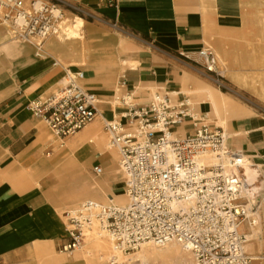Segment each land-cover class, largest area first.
<instances>
[{
  "label": "built area",
  "instance_id": "1",
  "mask_svg": "<svg viewBox=\"0 0 264 264\" xmlns=\"http://www.w3.org/2000/svg\"><path fill=\"white\" fill-rule=\"evenodd\" d=\"M114 2L108 0L109 5ZM66 11L90 16L80 4L63 0H0V21L13 38L39 49L59 32ZM199 56L203 63L186 55L183 59L219 87H227L214 49H201ZM83 78V70L68 67L57 93L30 102L33 114L60 139L80 131L100 112L99 96L81 85ZM119 86L121 119L107 120L105 128L119 152L129 203L87 200L80 209L67 210L69 234L62 251H76L85 230L97 225L125 253L148 242L163 246L177 241L193 253L196 264H252L247 231L259 225L263 203L248 194L247 155L233 150L224 128L209 122V114H201L187 95L177 97L179 92L161 89L142 101L127 79ZM186 121L193 128L172 139L176 127ZM111 264L119 263L114 259Z\"/></svg>",
  "mask_w": 264,
  "mask_h": 264
},
{
  "label": "crops",
  "instance_id": "2",
  "mask_svg": "<svg viewBox=\"0 0 264 264\" xmlns=\"http://www.w3.org/2000/svg\"><path fill=\"white\" fill-rule=\"evenodd\" d=\"M63 1L78 3L90 13L84 18L88 21L87 32L105 30L120 34L142 47L137 69L119 77V83L127 79L138 100L152 97L153 89L189 97L177 88L186 73L199 70L187 64L183 57L203 63L199 51L211 47L228 74L225 79L229 85L264 105L259 85V81L264 83V0H115L112 5L108 0ZM25 43L32 47L28 48L33 53L19 58L13 74L6 69L5 95L0 100V264H31L33 238L52 236L56 238V246L59 242L60 252L68 254L66 264H73L75 251L70 254L61 249L69 231L63 225L58 237L51 235L52 228L44 219L42 194L28 186L25 171L42 158L43 141L50 132L49 125L33 114L30 102L53 95L66 69L74 66L64 68L53 54L47 52L43 57L36 53V45ZM240 76L248 78L249 85H241ZM191 101L201 114L207 112L209 122L216 125L210 120L209 110L201 109L203 104ZM116 108L120 117L122 109L118 102ZM259 116L258 121L249 123L248 132L232 137L229 145L233 150H243L250 159L264 161V108ZM186 122L191 125L185 135L193 128L191 121ZM65 139H61V146ZM47 149L49 154L54 152L53 145ZM83 158L92 160L88 169L100 173L101 170L95 171L96 166L103 167L97 151L89 148Z\"/></svg>",
  "mask_w": 264,
  "mask_h": 264
},
{
  "label": "bare ground",
  "instance_id": "3",
  "mask_svg": "<svg viewBox=\"0 0 264 264\" xmlns=\"http://www.w3.org/2000/svg\"><path fill=\"white\" fill-rule=\"evenodd\" d=\"M75 16L72 21L65 18L59 32L45 42V50L37 48L36 53L43 57L48 53L53 54L64 68L70 65L81 67L84 78L80 83L100 96V112L84 129L68 136L63 146L61 139L48 132L43 146L47 148L53 145L54 152L44 153L38 162L25 171L28 186L35 187L42 194L44 219L52 228L51 235L56 237L62 233L63 225H67L65 210H78L87 200L103 205L125 206L129 203L125 191H115L125 174L121 166H118L119 152L112 144L105 122L109 118H113L109 121L118 118L116 104L120 95L119 77L137 69L138 53L142 47L120 34L105 30L87 32L88 21ZM8 32V26L0 21V71L4 68L13 74L19 58L33 52L27 43L7 41ZM220 57L224 66H227L222 56ZM4 79L0 73V100L5 95ZM248 80L243 76L239 77L241 85H249ZM259 85L264 98V83L259 81ZM178 90L190 95L191 100L196 103L210 105V120L224 128L228 143L232 137L248 132L249 123L260 118L252 107L193 74L184 75ZM190 125L189 122L181 123L171 134V138L184 137ZM89 148L97 151L103 161V167L96 176L88 171L92 160L83 158ZM206 161L211 162L212 159ZM244 167L249 185L248 194L254 198L260 191L256 183L260 172L264 173V161L248 158ZM12 181L18 184V181ZM259 233L255 228L248 233V249L251 252L257 247ZM191 253L179 242L172 241L163 246L148 242L138 252L127 255L116 249L111 237L94 225L85 230L84 241L74 252L76 262L73 264H111L114 259L119 264H174L175 260L186 259ZM30 254L33 258L31 264L67 263V256L56 249V238L53 236L33 238ZM261 259H264L261 251L253 254L254 261Z\"/></svg>",
  "mask_w": 264,
  "mask_h": 264
},
{
  "label": "rangeland",
  "instance_id": "4",
  "mask_svg": "<svg viewBox=\"0 0 264 264\" xmlns=\"http://www.w3.org/2000/svg\"><path fill=\"white\" fill-rule=\"evenodd\" d=\"M75 17L76 16L72 12L66 11L65 18H70V20L72 21L73 19H75ZM8 30H9V32H8L7 37H6L7 41H9V42H12V41L17 42L18 41L20 43H25L24 41H19V40L16 41V39L13 38L11 29L9 27H8ZM73 66L82 70V68L79 67V66H76V65H73ZM0 73H1V76L4 77L6 75V69L2 68ZM193 75H195L197 78H199V79H201V80H203V81H205V82H207V83H209V84H211V85H213L215 87H219V85H217L212 79H208L207 77L202 75L199 71H195ZM224 75H225V78H227V75H228L227 72H225ZM62 76H63V74H62ZM224 81H225L227 87H219L222 91L227 92L229 95H231L234 98L238 99L242 103L247 104L248 106L252 107L257 113H259V114L263 113L264 105H262L254 97L245 94L244 91H242L241 89H237V88H234L233 86L229 85V83H228L229 81L227 79H224ZM62 86H63V83H61L59 88L56 89L53 93H57L62 88ZM155 91H156V89H153L150 92V95L153 96ZM50 95L51 94L46 95L43 98L49 97ZM189 97H191V96L189 95ZM99 98H100V96H99ZM200 107H201L202 110H209V111L211 110L209 104H204V105H201ZM118 114H119V111L117 109V117H118L117 119H121ZM110 119H113V118H109V120ZM216 125H218V124L216 123ZM48 128H49L50 133L52 135L56 136L53 133V131L50 129L49 126H48ZM44 150H45L44 152L47 153L50 149L45 148ZM118 166L119 167L121 166L120 165V157H119ZM88 171H89V173L92 176H96L97 175V173H95L93 171V168L92 169H88ZM260 175L261 176H259L258 181L256 183L260 187V191L256 193V197H260L262 199L263 207H262V210H261L260 223H259V225L257 227H255V229L257 231H260V233H259V238L256 241V246H257L256 249L253 252H251L248 249L249 242L247 243V247H246L247 252L250 255H252V256H253V254H257L259 251H261V254L264 256V176H262V175H264V173L260 172ZM115 191L116 192H124L125 191V176L123 177L121 182L115 187ZM66 222H67V225H65V227L68 230L69 229V224H68L67 218H66ZM248 233H250V231H247V234ZM58 244H59V242H58ZM58 244L56 246V249L58 251H61L59 246H58ZM136 252H138V250L131 251V252H128L126 254L127 255H132V254H134ZM65 255L68 256V254H65ZM174 264H196V261H195L194 255H192V253H191V255L188 258H186V259H177V260H175ZM252 264H264V259L257 260V261L253 260Z\"/></svg>",
  "mask_w": 264,
  "mask_h": 264
}]
</instances>
